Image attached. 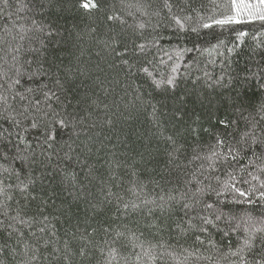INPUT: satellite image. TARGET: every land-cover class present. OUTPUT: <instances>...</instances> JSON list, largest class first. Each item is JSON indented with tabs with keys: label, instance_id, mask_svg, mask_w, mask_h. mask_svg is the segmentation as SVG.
Returning <instances> with one entry per match:
<instances>
[{
	"label": "trees",
	"instance_id": "16d2710c",
	"mask_svg": "<svg viewBox=\"0 0 264 264\" xmlns=\"http://www.w3.org/2000/svg\"><path fill=\"white\" fill-rule=\"evenodd\" d=\"M84 2L0 0V264H241L264 229V20Z\"/></svg>",
	"mask_w": 264,
	"mask_h": 264
},
{
	"label": "snow or ice",
	"instance_id": "6c2138e0",
	"mask_svg": "<svg viewBox=\"0 0 264 264\" xmlns=\"http://www.w3.org/2000/svg\"><path fill=\"white\" fill-rule=\"evenodd\" d=\"M85 9L89 7H96V5L92 2V0H85L84 4L82 5ZM232 8L235 13V15L226 16L224 19H218L215 20L214 23L218 25H226L231 23H238L240 22V18L243 16H248L249 18H255L264 20V0H232ZM204 27H211V25L205 24ZM243 35V33H241ZM19 81H17L18 83ZM171 83V81H169ZM60 124L63 126L64 121H60ZM222 144L223 141H220ZM261 144H264V141H261ZM215 155V153H213ZM237 192H239L240 196L247 195L245 192H241L239 189H236ZM261 198H264V192H261ZM213 205L209 204L208 207H212ZM264 216V214H262ZM219 219V217H217ZM242 223L237 224V228L251 226L254 224V218L245 215L241 218ZM205 223H211V221H205ZM260 232L264 233V229L261 228H255L254 231L249 233L250 238H246L244 240V246L238 249V252L241 254V264H264V235H261L257 240L254 239L255 233ZM254 247L259 248V255L260 259H256L255 255L253 256V259L248 260L243 256V253L245 250L248 252H252Z\"/></svg>",
	"mask_w": 264,
	"mask_h": 264
}]
</instances>
